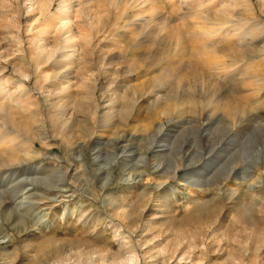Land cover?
<instances>
[{"label": "rangeland", "instance_id": "obj_1", "mask_svg": "<svg viewBox=\"0 0 264 264\" xmlns=\"http://www.w3.org/2000/svg\"><path fill=\"white\" fill-rule=\"evenodd\" d=\"M51 1L56 0H33L54 9ZM81 1L89 22L84 20L77 45L87 40L91 52L101 35L111 34L110 43L124 35L145 36L141 56L150 55L155 66L141 84L145 89L152 82L162 86L161 95L187 90L180 89L175 68L181 53L166 37L214 34L219 26L210 23L224 19L238 26L255 21L256 33L264 34V0ZM26 3L0 0L3 55L24 46L3 36L23 41L25 30L37 26ZM82 7H76L72 19L80 17ZM127 20L136 24L129 33L123 28ZM29 65L20 62L13 71L0 60V78L8 80L0 85L16 99L29 90L35 102H23L35 110L36 102L41 106L37 86L45 78L33 74ZM78 65L79 72L87 69L82 60ZM94 71L98 81L88 78L82 84L88 136L70 137L67 122L47 121L41 131L22 126L18 138L23 146H0V158L16 164L0 169V264H264V79L252 84L254 112L237 121L243 127L236 131L233 122L207 112L213 92L224 86L208 79L191 86L195 112L186 98L187 113L157 114L152 96L136 103L124 118L125 127L115 130L108 120L109 128L99 132L101 99L126 95L131 78L120 67L107 70L108 75L104 69ZM0 106L11 108L8 122L17 121L16 105L0 101ZM10 147L16 150L14 157L1 152ZM233 154L242 167L212 185L211 178ZM247 208L248 219H243Z\"/></svg>", "mask_w": 264, "mask_h": 264}, {"label": "bare ground", "instance_id": "obj_2", "mask_svg": "<svg viewBox=\"0 0 264 264\" xmlns=\"http://www.w3.org/2000/svg\"><path fill=\"white\" fill-rule=\"evenodd\" d=\"M51 2L55 3L54 9L51 4L43 9L41 4L36 5L33 0H27V3L24 4L26 5L27 15L36 16L34 20L37 26L25 30L23 41H16L17 37L13 35L6 34V36H3L4 41L18 42L17 44L23 42L24 46L19 51L9 52L5 55L0 53V60L5 65L10 66L13 71L15 70V64L28 60L29 66H32L33 74L38 76L39 72L40 76L45 78V83L37 86L41 106L37 107L39 102H36L35 110H31L33 107L24 103L30 98L32 100L29 102H35L32 94L28 92L29 90H24L22 95L16 99L12 98L13 94H10V91L8 92L5 88L2 89L1 86L4 85H0V101L11 102L17 106L16 112L13 113V116H17V121L11 118L9 122L7 112L10 114L11 108L0 106V146H23V141L18 138L19 132L23 130L22 126L27 127L30 131H41V128L46 127L47 121L49 123L55 121L58 126L68 123L66 127L70 137L84 138L86 135L88 136V130L91 128L87 125L88 118L83 114L85 100L82 98V84L88 78L93 83L98 81V77H94L96 74L94 68L104 69L106 73L109 69L120 67L126 70L125 77L131 78L128 81V93L126 95L120 97L115 92L114 94L117 95L113 98L101 99L97 116V130L99 132L109 128L106 124L108 120H110V127L115 130L125 127L126 120L124 118L129 117L135 110L136 103L152 96L155 97V102L158 104L157 114H170L174 111L187 113L186 110H183L185 106L183 102L186 98V102L188 101L187 103L191 104V110L195 112L197 101L193 97L194 90L191 86L195 82L203 83L208 79L215 83L216 81L223 82L224 88L219 86L213 92V96L210 98L212 100L208 102V105H205V102H201L200 105L202 107L204 105L208 106L209 110L207 112H212L214 117L221 115L228 122H233L232 130L236 131L243 127L242 124L237 125V121L240 122V119L245 118L254 110L251 108L252 103L250 104L252 98H255L253 97L254 91H251L252 84L264 79V48L259 50L261 44L264 47V34L256 33L259 29L255 28L257 27L255 24H258L254 23L255 21L250 22L253 26L243 23L238 26V23H231L230 20L224 19L220 22L213 21L210 23V26H219L214 34H181L177 35L175 39L166 37L181 53L175 68L180 71L178 73L179 80L183 83L180 89L184 90L186 87L187 90L181 91L182 94L176 92L175 94L161 95L160 93H163L162 86L155 85L152 82L149 88L145 89L144 84H141L146 80L144 77L154 71L155 66L150 55L141 56L145 36L142 35L138 39L130 35H124L116 43H110L111 34L101 35L98 36L95 48L89 52L87 48L90 43L87 40H84L82 47H79L76 43L77 38L84 35L83 24L84 20L88 19V7L86 8L81 0H56ZM81 5L83 7L79 11L80 17L75 20L72 19V15L77 13L76 7H81ZM133 18H135L134 15ZM43 23L47 25L43 27ZM135 27V20H127L123 28L127 30L126 33H129L130 28ZM53 47L56 49L54 50ZM146 50L148 49L146 48ZM79 55L81 58H79ZM80 60L87 65L84 72L77 70L80 66L78 65ZM102 77V85H105L106 78ZM142 79L145 80L142 81ZM2 81L3 83L8 82L7 79L0 78V84ZM184 82L187 83L184 84ZM211 95L210 93L209 96ZM204 97L206 99V96ZM253 108L255 107L253 106ZM44 131L43 135L39 136V140L42 142L46 141V130L44 129ZM5 151L14 157L16 150L14 147L1 150V152ZM237 156L238 154L231 155L224 164L225 167L216 172L211 178L212 185L220 184L222 180H228L232 168L242 167V163ZM15 165H12V163L9 165L0 158V169H9L10 166L16 167ZM149 185L151 186V184ZM152 189L155 190L154 187ZM246 210V215L241 213L243 219H248L247 214L250 212V208Z\"/></svg>", "mask_w": 264, "mask_h": 264}]
</instances>
